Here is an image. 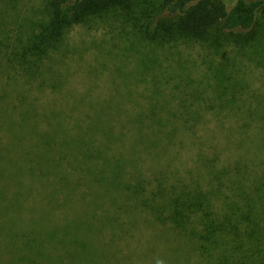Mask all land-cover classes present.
<instances>
[{
    "label": "trees",
    "instance_id": "obj_1",
    "mask_svg": "<svg viewBox=\"0 0 264 264\" xmlns=\"http://www.w3.org/2000/svg\"><path fill=\"white\" fill-rule=\"evenodd\" d=\"M99 24L117 31L127 42L128 52L138 55L137 64L146 66L139 49L144 43L154 47L198 43L213 54L229 46L242 50L262 43L264 0H40L24 15L14 0H0V110L7 111L6 105L14 109L16 103L28 106L19 115L27 116L25 126L35 128L20 154L11 150L17 140L21 144L19 136L6 141L0 135V205L5 194L18 195L19 210L30 212L36 219L34 225L50 233V241L51 228L64 224L71 228L74 220H81L86 231L70 242L72 246L97 245L107 258L103 264H134L137 255L130 239L140 222L168 226L176 235L187 237L205 264H264V215L260 211L264 186L246 188V156L219 162L214 149L212 157L196 153L195 174L172 166L178 156L175 144L179 148L180 139L196 134L204 123L203 112L238 106L235 99H226L230 89L239 90L221 84L224 66L211 72L216 82L211 94L200 87H181L176 107L158 100L148 102L142 109H133V118H120L127 106L117 104L120 107L112 117L93 118L88 109L87 113L78 111L79 117L71 124L61 105L64 123L70 127L61 123L63 131L54 137L59 142L53 143L58 147L51 159L47 114L61 119V113L52 111L59 104L50 103L51 111L49 105L37 106L18 85H33L46 76L47 61L67 52L65 43L73 29L91 30ZM51 77L53 81L52 72ZM39 85L43 87L44 80ZM157 90L151 96H161ZM72 106L73 111L79 108ZM127 146L130 156L122 158ZM142 156H151L156 163L150 177H143L138 166L145 160ZM66 159L71 164H64ZM259 179L254 176V183ZM32 195L41 199L35 202L40 205H31ZM75 198L73 205L82 204L80 210L86 209L87 215L69 210L74 215L66 219L60 210L71 209ZM105 199L107 207L101 204ZM81 239L87 244L79 243ZM65 242L60 237L56 245L61 248ZM77 260L80 264V256ZM62 263L63 254L58 252L56 264Z\"/></svg>",
    "mask_w": 264,
    "mask_h": 264
},
{
    "label": "rangeland",
    "instance_id": "obj_2",
    "mask_svg": "<svg viewBox=\"0 0 264 264\" xmlns=\"http://www.w3.org/2000/svg\"><path fill=\"white\" fill-rule=\"evenodd\" d=\"M39 2L40 0H14L20 15L36 8ZM116 26L120 27L119 24ZM126 43L117 31L103 24L91 30L77 27L67 37V52L64 55L54 54L52 59L47 61V74L38 80L39 83L44 80L43 87H40L39 83L18 85L17 89L20 92L24 90L23 95L29 97L31 103L37 106L45 107L53 102L59 104L52 111L61 113V119L47 114L51 121V159L56 155L58 146L53 143L59 142V138L54 139L58 131L62 130L59 128H62V125L66 129L70 127L64 123L66 115L61 105L72 118L71 124L79 117L78 111L87 113L88 109L91 110L89 114L93 118L112 117L120 107L117 104L127 106L120 118H133V109H142L148 102L158 100L170 104L171 108L176 107L181 96V93L177 92L181 87H200L205 93L211 94L216 86L211 72L214 68L224 66L221 84L226 88L237 86L236 90H239L236 93L230 89L231 94L226 99H235L238 106L222 112H203L204 123L196 134L180 139L184 144L179 145V148L175 144L173 150L178 156L177 163L172 166L184 174V171L189 169L195 174L198 166L196 167L194 157L197 152L212 157L216 149L219 162H231L237 156L244 155L248 172L245 179L246 188L252 190L253 184L264 186V40L262 43L245 46L242 50L225 47L219 54H213L205 45L198 43H180L165 47L144 43L139 49L146 66L137 64L138 55L128 52ZM51 72L54 75L53 81ZM155 89L161 92V96H151ZM184 92H187V89ZM1 97L0 92V99ZM75 104L79 105V108L73 111L72 105ZM2 105L3 102H0V106ZM19 105L16 103L14 109L6 105L10 113L0 110V125L4 131L0 130L1 137L6 138V141L13 137L16 141L19 136L21 140V144L17 140L11 146V150L16 154H20L22 147H25L26 137L34 133L35 129L34 126H25L27 116L23 118L19 115H24L22 109L26 110L28 106ZM49 109L51 111V105ZM45 125L42 129L47 131ZM226 137L231 141L228 142ZM239 141H242L241 145ZM121 152L122 158H128L129 146L126 151ZM40 155L39 152L38 156ZM142 158L145 160L138 162L142 176L150 177L154 173L152 167L156 163L151 156ZM19 164L17 163L18 166ZM64 164H71V161L66 159ZM254 176L260 178L256 183ZM85 182L87 183V179ZM262 190L264 191V187ZM11 194H5L0 205V264H56L58 252L63 254L62 264H78V256L81 258L80 264L90 261H93L92 264H103L107 259L97 245L72 246L70 240L77 237L80 239L86 231L82 224H79L81 220H74L71 228L67 224L57 226L56 229L51 228L50 241V233L34 225L36 219L33 215L19 210V196ZM32 197L31 205L41 200L33 195ZM76 200H73L72 205ZM108 203V199L101 201L105 207ZM81 207L82 204H76L71 209L60 210V213L65 212L63 217L67 215L66 219L73 218L74 213L69 210H75L77 215H87V210H80ZM260 211L264 215V209ZM60 237H64L66 242L58 248L56 241ZM79 243L87 244L82 239ZM130 243L131 250H135L137 255L134 264H157V261H162V264H205L190 239L176 235L168 226H146L144 222H140L139 226L132 229Z\"/></svg>",
    "mask_w": 264,
    "mask_h": 264
},
{
    "label": "clouds",
    "instance_id": "obj_3",
    "mask_svg": "<svg viewBox=\"0 0 264 264\" xmlns=\"http://www.w3.org/2000/svg\"><path fill=\"white\" fill-rule=\"evenodd\" d=\"M157 264H162V261H157Z\"/></svg>",
    "mask_w": 264,
    "mask_h": 264
}]
</instances>
